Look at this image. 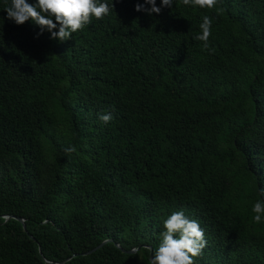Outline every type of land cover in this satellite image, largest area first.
<instances>
[{
	"label": "trees",
	"instance_id": "trees-1",
	"mask_svg": "<svg viewBox=\"0 0 264 264\" xmlns=\"http://www.w3.org/2000/svg\"><path fill=\"white\" fill-rule=\"evenodd\" d=\"M101 2L61 43L0 0V264H149L179 210L205 233L195 264H264V0Z\"/></svg>",
	"mask_w": 264,
	"mask_h": 264
},
{
	"label": "clouds",
	"instance_id": "clouds-1",
	"mask_svg": "<svg viewBox=\"0 0 264 264\" xmlns=\"http://www.w3.org/2000/svg\"><path fill=\"white\" fill-rule=\"evenodd\" d=\"M185 6L212 9L218 0H182ZM144 4L151 5L145 8L137 4V12L144 11L148 15L160 14L162 8H172L175 0H161V6H156V0H144ZM114 10L101 0H36L30 4L27 0H10L4 11L7 19L16 25H23L29 20L40 28V34L50 33V38L63 43L72 38L73 33L83 31L92 23V19H103ZM55 20V23H54ZM57 26L58 30H57ZM200 32L194 39L203 42V50L214 52L210 48L209 40L212 29V19L209 16L202 18L199 25ZM114 111V110H113ZM99 119L110 123L114 116L111 112L101 114ZM70 156L77 151L76 147L69 145L63 149ZM252 211L255 213L254 222H264V201H257ZM164 230L160 233V242L150 258L149 264H195V259L203 255L207 246L204 230L199 222L190 219L183 210L175 211L163 221Z\"/></svg>",
	"mask_w": 264,
	"mask_h": 264
},
{
	"label": "water",
	"instance_id": "water-1",
	"mask_svg": "<svg viewBox=\"0 0 264 264\" xmlns=\"http://www.w3.org/2000/svg\"><path fill=\"white\" fill-rule=\"evenodd\" d=\"M12 219L15 220L16 222H18V223L21 225L22 230H25L23 219L18 218V217H12ZM105 242H106V241H103V242L100 243L98 246H96L95 248H93L92 250H90V251H88V252L83 253L82 255H86V254H89V253L95 251L96 249L100 248ZM115 246H116L117 248H119L118 245H115ZM121 251H122V250H121ZM134 252H135V250H130V251H127L126 253H127V254H130V253H134ZM150 258H151V252H149V260H150ZM66 260H67V259H66ZM66 260H64V261L61 262V263H51V262H46V263H47V264H63Z\"/></svg>",
	"mask_w": 264,
	"mask_h": 264
}]
</instances>
